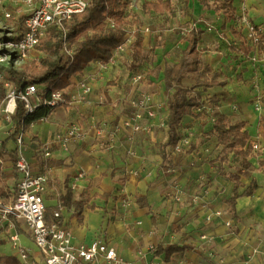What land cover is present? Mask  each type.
I'll return each mask as SVG.
<instances>
[{"label": "crops", "instance_id": "0c3cea01", "mask_svg": "<svg viewBox=\"0 0 264 264\" xmlns=\"http://www.w3.org/2000/svg\"><path fill=\"white\" fill-rule=\"evenodd\" d=\"M144 1L139 0L138 10L137 4L134 8L139 20H130L143 36L141 61L133 63L130 47L112 65L102 67L89 62L81 73L70 77L71 84L64 89L72 104L55 107L27 130L29 148L26 155L31 170L33 173L46 170L49 174L44 204L46 208H53L52 211L60 209L75 243H89L102 234L122 259L134 264H264V173L257 168V160H264L263 140L257 133L259 118L264 117V105L260 111L254 109V97L247 82L234 86L231 81L228 85L219 78L226 67L223 62L226 56L221 57L219 52V55L210 52L202 55L199 50L200 47L207 49L206 41H216L215 34L206 30V21L200 18L204 14L210 21L214 14H219L213 9L212 0H208V6L199 0H166L169 9L161 12L144 11ZM242 2L244 0H233L235 10ZM245 5L253 22L263 28L264 46V0H245ZM178 9L182 11L183 20L195 19L191 29L203 30L197 49L203 61L218 74L216 80L219 82L205 91L208 97L216 96L218 101L211 103V110L207 111L209 117L205 119L183 117L178 127L182 151L173 155L172 147H168L167 158L163 160L160 145L167 141L165 121L168 113L163 76L166 66L172 63H164L162 68L161 92L160 86L150 82L131 84L129 75L123 70L122 59L129 57L130 68L144 64L143 52L148 41L157 52L153 18H167L168 12L174 13L169 28L174 30L173 35L179 34ZM225 18V35L233 56L248 60L246 56L252 52L251 45L245 42L244 33L236 23L229 22L233 19ZM233 29L237 30L236 34L232 33ZM202 40L205 41L199 46ZM183 41L186 46L185 36ZM242 45L250 49L246 55L241 53ZM242 68L236 74L237 82L252 75L250 68ZM260 71L255 79L264 87V71ZM83 78H92L89 79L92 89L85 102L78 100L75 84ZM185 79L193 81L184 78L182 85ZM238 87L239 91L231 92ZM143 94L150 96L153 111L152 116H148L145 110H138L139 122L146 130L119 129L137 111L133 102ZM218 114L228 116L233 123L244 121L252 142L258 139L259 155L248 159V165L243 167L244 160L233 158L232 153L223 162H210L218 156L221 147L216 135L206 137V132ZM68 123L78 124L84 137L71 141L67 150L53 143L48 158L39 155L35 147L51 139ZM188 144L190 150L186 147ZM1 170L4 182L14 186L12 166ZM227 173L238 174L241 185L235 187L226 177ZM251 181L256 182L258 188L250 195H240ZM234 189L240 196L231 204L228 200ZM104 193L111 197L105 200L101 197ZM135 197L144 198L146 205L139 206ZM122 199L127 203L123 204ZM80 202L82 207L77 209ZM91 205L95 207L92 209ZM5 243L0 238V249ZM150 245L155 246V250L159 245H175L180 249L168 256L155 255ZM10 255L18 260L14 253Z\"/></svg>", "mask_w": 264, "mask_h": 264}, {"label": "built area", "instance_id": "2783aa9c", "mask_svg": "<svg viewBox=\"0 0 264 264\" xmlns=\"http://www.w3.org/2000/svg\"><path fill=\"white\" fill-rule=\"evenodd\" d=\"M123 1L124 16L127 19L133 13L137 0ZM88 3L89 0H0L2 18L6 22L0 26V148L8 139L0 155V164L6 162L12 166L14 178L12 201L5 203L0 200V238L10 243L14 255L21 264H134L132 261L122 259L115 248L107 244L102 234L95 236L89 243H75L73 233L63 221L60 209L52 211L50 222L45 220L47 208L43 195L47 190L49 174L46 170L32 172L26 155L29 146L24 126L31 128L37 120L45 118V114L33 118L37 110L46 109L47 115L55 107L72 104V100L63 90L43 83L26 81L20 84L9 71L43 57L44 53L39 46L47 29L55 26L65 38L67 27L64 23L74 14L83 11ZM105 22L107 27L113 25L111 18H106ZM235 23L243 31L245 42L252 47V52L246 58L264 71V50L259 48L260 44H263V28L244 13L238 15ZM122 28L124 36L112 50L108 62L94 59L90 63L102 67L112 65L120 55L130 50L136 26L126 21ZM66 48L65 44L63 50L70 55L73 48ZM142 77L141 73L136 74L129 79L130 83H138ZM22 79L26 78L21 77ZM89 79L92 80L83 78L75 83L79 91L77 97L79 101L85 102L91 92ZM18 103L23 109L19 129L14 122ZM133 104L137 111L121 124L119 129H131L133 132L146 130V126L139 122L138 110H145L148 116H152L150 96L143 94ZM262 105L260 98L254 100L255 110L260 111ZM83 137L84 131L78 124L68 123L63 130L51 139L40 142L35 148L39 155L48 158L51 156L50 147L53 143L67 150L71 141ZM252 147L259 150L261 146L258 139L253 140ZM181 151L182 146L178 141L172 147L171 153L175 155ZM124 202L127 203V200L122 199L123 204ZM19 233L25 234L36 248L31 249L20 244ZM149 249L155 250V246L150 245Z\"/></svg>", "mask_w": 264, "mask_h": 264}, {"label": "trees", "instance_id": "16d2710c", "mask_svg": "<svg viewBox=\"0 0 264 264\" xmlns=\"http://www.w3.org/2000/svg\"><path fill=\"white\" fill-rule=\"evenodd\" d=\"M199 1L204 6H208V0ZM232 3L233 0H212L213 9L230 19H233L236 13ZM169 6L170 4L166 0H146L142 3V8L146 12L150 10L161 12L164 9H169ZM124 8L125 3L123 0H89L88 6L83 11L74 14L70 20L64 23L67 27L65 38L55 26H50L41 39L39 46L44 56L30 64L22 65L19 69H9L12 77L20 84H24L26 81L43 83L64 92V89L71 84L70 77L81 73L89 62L94 59H99L104 63L108 62L112 50L124 36L122 28V25L126 22ZM106 18L113 19L111 27L106 26ZM202 33L203 30L199 28H192L188 31L185 35L186 46L181 51L180 57L175 63L166 66L164 69L163 80L168 91L166 103L168 113L165 121L167 141L160 145L163 160L167 158L166 149L174 147L179 141L178 127L181 125L184 116L200 119L209 117L207 110L200 108L202 101L197 94H191L196 87H201L205 91L207 88L219 84L216 80L218 74L210 69V66L203 61L198 52L197 45ZM232 33L236 34L237 30L233 29ZM134 36L135 38L130 47L132 61L136 64L142 58L143 36L139 29H136ZM65 44L66 49L73 48L70 55L63 50ZM259 48L260 50L264 49L262 43ZM240 50L241 53L246 55L250 49L242 45ZM21 77L26 79L21 80ZM184 78L193 79V86L188 88L182 85L181 80ZM208 101L216 103L218 98L212 96L208 98ZM47 112L48 110L46 109H39L36 111V115L32 117L37 118ZM22 115V105L18 103L14 114V122L16 126L18 125L17 129L20 128L19 122ZM245 125L244 121L231 122L228 116L224 114L215 116L211 129L206 132V137L215 134L217 144L221 149L218 156L210 160L211 163L214 161L223 162L226 160V156L232 153L233 158L244 160L242 164L244 167L248 165V159L259 155V152L252 147V140L245 129ZM24 129L27 131L30 127L25 125ZM257 133L262 137V148H264V117L259 118ZM7 141L8 139L3 142L0 148V155L4 151V145ZM257 168L264 173V160H257ZM226 177L234 182L235 187L241 185L238 174L227 173ZM4 180L5 177L0 168V200L8 203L12 201L13 195H9L5 191L6 184ZM257 188L256 182L251 181L240 195H250ZM240 195L234 189L232 197L228 201L233 204L235 198ZM101 197L107 200L111 195L104 193ZM135 201L141 207L146 205L145 199L142 197H135ZM81 207L82 202L76 206L77 209H81ZM90 207L93 209L95 206L91 205ZM52 209L49 207L46 210L45 220L47 222L52 220ZM76 216L79 218L80 214L77 213ZM80 222L81 220L79 219ZM179 249L175 245L167 247L159 245L155 250V255L164 253L168 256ZM0 264H20V262L11 255L1 254Z\"/></svg>", "mask_w": 264, "mask_h": 264}, {"label": "rangeland", "instance_id": "374dc122", "mask_svg": "<svg viewBox=\"0 0 264 264\" xmlns=\"http://www.w3.org/2000/svg\"><path fill=\"white\" fill-rule=\"evenodd\" d=\"M138 2H139V0L135 2V5L137 4V10L140 8V4H141V2H139V3ZM134 10H133V13L129 17H127L128 22H130V20L135 21V19L137 21L139 20V17H138L139 15H138V13L136 14ZM181 12H182L181 9H178L177 22L179 23V25L177 28L180 31V33L177 35L176 34L173 35L172 32L174 30H171L169 28L170 20L175 17L174 13L172 14V12H168L167 18L166 17L153 18V20H152V21H154L153 22V24H154L153 31H155L157 33V39L155 41V45L158 47L157 52H155L154 48L150 47L151 43H150V41H148L147 42L148 45L145 46V49L143 52L144 56L146 57V62L144 64L138 65L134 68H132V67L130 68L129 67V60H130L129 57H128V59L123 58L122 59V62L124 65L123 70H124V72H126L129 75V79L134 77L136 74L141 73L143 77L141 80H139V82H143V83L150 82L156 86H160L161 92H163L161 75H163L162 68L164 66V63H173L178 59V57L181 54V50L185 46V42L183 41L184 36L191 29V27H193L195 25V19H191L188 21L183 20L181 18V15H180ZM241 13H244V14H247L248 16H251L249 14V11H248L246 5H245V0H244V2H242V5L239 6L238 10H236L235 18H233V20H231L229 22H232V21L236 22L238 15ZM200 18H202L204 21H206V24L208 26L206 30L212 31L215 34L216 41H217V42L214 40L206 41L209 45L207 46V49H205V50L201 49L202 47H200L199 50H201V54L203 55L204 52L205 53L210 52V53H213V54L216 53L217 55H219L218 54V52H219V53H221L220 54L221 57L226 56L225 57L226 61H223V62H226L225 63L226 67L223 70V72H220L219 78H221L222 80H225L224 82L228 85L230 84L229 81H231V84H233L234 86H242L241 82L242 83L247 82L250 85L249 90L252 92L253 97H254L252 100L253 106H254V100L256 98H260V101L264 105V87H262L260 85V83L255 79L257 76V73H261V71L249 59L244 61V60H240L239 57L233 56V50L230 49L231 46H230L229 40L226 38V35H225L226 29H227V26L223 23L224 20H226L225 16H222L220 14H214L212 19L209 21L208 20L209 18H205L204 14H202V16H200ZM159 20H161V21L163 20V23H161V21H159ZM2 24H6V22L3 20L1 10H0V26ZM8 24H10V22H8ZM181 32L182 33L186 32V33L183 35ZM203 41H205V40H202V42L200 43L199 46H202ZM33 61H31V62H33ZM31 62L26 63V64H30ZM148 65H154V67L150 68ZM242 66H246V68H250L252 71V75L248 79L242 78L241 81L238 80V82H237L236 81V74L239 73V71L243 70ZM249 81H250V83H249ZM182 82H183V85L188 87V88L192 87L194 84V82L189 80V79H185ZM236 89L239 91V87H238V88H232L233 91H231V92H235ZM165 92H166V99L165 100H167L168 91L165 90ZM191 94L192 95L197 94L199 99L202 101V105L200 108H204L207 111L211 110L210 107L213 104H211L208 101L209 97L207 95V91H203L201 87H196L193 89ZM263 105H262L261 109H263ZM179 140H181V136H179ZM179 142L182 146V142L181 141H179ZM186 147H187V149L189 148V150L191 149L190 144H188ZM186 147H183V148H186ZM183 150H185V149H183ZM5 163L6 162H4V164ZM6 166H10V165L5 164L4 167L1 166V168H5ZM5 183H6L5 191H7V193L9 195L12 194L11 190H13L14 186L12 185V183H9V184L7 182H5ZM24 236H25L24 234L19 233V243L22 244L23 246L30 247L31 249H35L36 247L33 244V242ZM0 250H1L0 252L7 254V255L14 253L12 248H11L10 243H8V242L5 243L4 246H2Z\"/></svg>", "mask_w": 264, "mask_h": 264}]
</instances>
